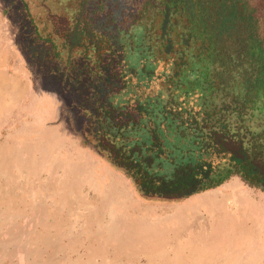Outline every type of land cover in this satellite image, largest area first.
Wrapping results in <instances>:
<instances>
[{"label": "trees", "instance_id": "1", "mask_svg": "<svg viewBox=\"0 0 264 264\" xmlns=\"http://www.w3.org/2000/svg\"><path fill=\"white\" fill-rule=\"evenodd\" d=\"M94 1L79 0L71 21L51 14L53 31L30 44L44 50H26L54 66L44 76L66 102L94 104L86 139L146 200L183 201L234 176L264 192V25L250 0H145L124 46L145 63L120 72L111 38L92 24ZM103 63L123 102L97 98Z\"/></svg>", "mask_w": 264, "mask_h": 264}, {"label": "rangeland", "instance_id": "2", "mask_svg": "<svg viewBox=\"0 0 264 264\" xmlns=\"http://www.w3.org/2000/svg\"><path fill=\"white\" fill-rule=\"evenodd\" d=\"M78 1L0 0V264H199L202 255L165 247L179 243L177 231L168 234L171 242L152 236L164 212H192L204 200L144 199L86 139L85 133L96 128L94 104L85 103L82 111L66 102L45 79V69L54 66L42 69L44 59L38 64L26 54L44 50L30 44L53 31L51 14L71 21ZM144 1L89 4L94 29L111 38L119 52L113 64L117 72L145 63L141 49L124 48L132 43L131 24ZM250 3L264 25V0ZM121 51L128 52V66ZM78 64L88 66L85 60ZM103 64L98 81L93 80L100 88L97 98L123 102L116 95L120 80Z\"/></svg>", "mask_w": 264, "mask_h": 264}, {"label": "crops", "instance_id": "3", "mask_svg": "<svg viewBox=\"0 0 264 264\" xmlns=\"http://www.w3.org/2000/svg\"><path fill=\"white\" fill-rule=\"evenodd\" d=\"M204 203L192 212H164L154 225L156 241L171 242V232L180 236L177 245L186 255H202L199 264H264V192L234 176L218 188L194 195ZM132 203L134 199L131 200ZM181 205V204H179ZM178 206V205H177ZM139 208V207H138Z\"/></svg>", "mask_w": 264, "mask_h": 264}]
</instances>
